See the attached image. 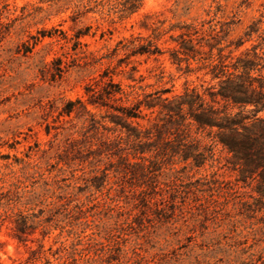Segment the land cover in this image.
Returning a JSON list of instances; mask_svg holds the SVG:
<instances>
[{
	"label": "trees",
	"instance_id": "trees-1",
	"mask_svg": "<svg viewBox=\"0 0 264 264\" xmlns=\"http://www.w3.org/2000/svg\"><path fill=\"white\" fill-rule=\"evenodd\" d=\"M108 1L88 3L103 8ZM115 1L121 16L137 12L142 2ZM16 11L0 0V20ZM18 11L9 23L0 21V29L23 24L36 12ZM261 25V20L252 22L235 41H228L230 29H207L204 35L192 25L172 27L179 33L169 37L175 44L169 60L185 75L208 78L200 89L185 84L179 93L170 88L145 92L140 86L123 88L109 72L93 78L84 86V100L66 101L58 112V118H68L58 128L69 147L56 155L50 169L30 161L29 153L0 155V230L5 227L18 242L35 233L44 240L57 230L56 238H65L51 252L57 264H114L121 253V264H140L137 248L130 249V256L121 249L130 230L200 222L211 215L217 225L228 226L227 232L221 238L199 235V242L189 237L190 246L173 252L174 264H264ZM86 35L76 32L75 43ZM160 36L153 30L152 39L121 40L114 53L122 51L125 59L156 58L163 53L155 43ZM44 37L53 34L43 31ZM49 130L46 125V134ZM39 152V158L46 154ZM207 169L206 175H190ZM220 171L232 178L224 179ZM199 198L221 202L200 208ZM44 252L42 245L31 251L25 264ZM43 264L51 263L45 259Z\"/></svg>",
	"mask_w": 264,
	"mask_h": 264
},
{
	"label": "rangeland",
	"instance_id": "rangeland-1",
	"mask_svg": "<svg viewBox=\"0 0 264 264\" xmlns=\"http://www.w3.org/2000/svg\"><path fill=\"white\" fill-rule=\"evenodd\" d=\"M8 4L9 9L17 11L7 17L4 14L0 20L3 24L18 15L21 7L36 12L23 24L15 22L10 29H0V155L23 158L29 153L30 161H40L47 169L54 164L56 155L69 147L58 128L68 118H58V112L66 101L84 100V86L93 78L109 72L123 88L140 86L145 92L170 88L179 93L185 84L200 89L208 78L185 75L169 60L168 50L175 46L169 37L179 33L172 27L192 25L202 29L204 35L207 29H230L228 41L242 36L254 21L261 20L264 28V0H142L137 12L124 16L117 12L115 0L106 2L103 8H95L88 0H8ZM153 30L161 34L155 43L162 55L125 59L122 51L114 53L119 41L138 35L152 39ZM43 31L51 32L53 37L41 38ZM78 31L88 35L79 38L77 45L73 35ZM252 43L254 39L245 43L244 48ZM46 125L50 126L49 134L45 132ZM72 138L80 139L76 135ZM39 150L46 151L43 158H39ZM3 163L0 161V165ZM208 173L210 169L190 175L197 178ZM219 173L226 180L232 178L226 171ZM53 175L55 172L49 176ZM216 203L209 200L208 204L202 198L198 202L200 208ZM191 230L193 234L189 233ZM227 230L226 224L217 225L211 215L200 222L179 220L173 226L155 223L140 232L130 230L121 249L130 256V249L137 248L140 264H174L173 252L190 246L189 237L196 236L197 242L199 235L202 239L221 238ZM57 234L55 230L42 240L35 233L26 242H18L2 227L0 262L25 264L30 252L42 245L45 252L33 264H43L45 259L57 264L51 252L65 239L56 238ZM123 254L114 264H121Z\"/></svg>",
	"mask_w": 264,
	"mask_h": 264
}]
</instances>
